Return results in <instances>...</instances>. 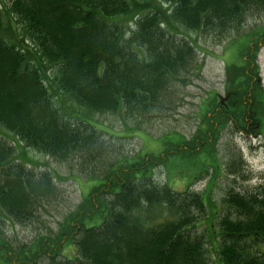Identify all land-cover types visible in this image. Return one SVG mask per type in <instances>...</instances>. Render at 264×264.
I'll return each instance as SVG.
<instances>
[{
  "label": "trees",
  "instance_id": "16d2710c",
  "mask_svg": "<svg viewBox=\"0 0 264 264\" xmlns=\"http://www.w3.org/2000/svg\"><path fill=\"white\" fill-rule=\"evenodd\" d=\"M0 3V264H207V252L217 264H264V187L248 195L230 191L223 208L211 207L210 190L156 184L149 172L155 161L119 160L89 119L121 111L148 116L160 108L173 83L196 67V48L177 27L224 37L246 15L264 11V0ZM120 19L134 29L125 31ZM239 40L238 59L226 65L229 98L214 112L217 129L225 122L245 126V101L254 104L260 95L256 55L264 29ZM178 143V152L197 155ZM28 150L72 163L95 185L54 235L14 250L4 220L23 225L38 218L56 193L51 172L37 169ZM66 246L75 255L60 258Z\"/></svg>",
  "mask_w": 264,
  "mask_h": 264
},
{
  "label": "rangeland",
  "instance_id": "374dc122",
  "mask_svg": "<svg viewBox=\"0 0 264 264\" xmlns=\"http://www.w3.org/2000/svg\"><path fill=\"white\" fill-rule=\"evenodd\" d=\"M119 24L127 32L129 28L134 29L133 21L124 23L123 19H120ZM177 28L184 34L179 35L196 48L194 53L196 67L183 73L182 80L173 83L168 91L167 101L164 100L160 108L148 116L129 117L121 111L115 114L91 113L89 119L95 127L103 131L104 139L112 141L116 149L115 155L119 156V160L131 158L134 162L138 158L148 162L147 160L151 159L155 163L151 161L153 164L149 172L156 184L167 183L169 187L179 192L206 194L207 190H210L209 205L221 209L222 200L230 191L248 195L256 192L257 188L264 187L262 40L257 42L259 48L256 55L260 95L258 99H254V104L250 98L245 101L246 109L243 111L246 125L239 127L225 122L217 129L215 125H218L216 122L218 118H214L216 117L214 112L219 111L216 107L217 103H220L219 97L224 99L228 95L226 82L229 76L226 75V65L238 59L236 45L241 44L240 38L262 32L264 11L246 15L237 32L230 31L220 38ZM169 33L175 34L174 31ZM234 42L236 44L233 47ZM230 71L234 72L232 66ZM77 111L82 110L79 108ZM228 114L230 117L231 113ZM208 125L211 126L212 132ZM177 143L182 146L183 144L194 146L185 152L197 155L178 152ZM198 146H204L200 147L202 151L199 154ZM25 155L35 165H39L36 166L37 169H47L51 172L55 180L56 193L49 203L43 205V211H38V218L23 225H15L4 220L2 231L14 250L29 245L38 236L54 235L58 231V226L80 206L83 195L95 185L86 183L85 177L72 163H59L31 150L26 151ZM201 229L199 226L197 231L201 233ZM72 248L73 246H66L60 258L73 257L75 254ZM206 256L209 259L207 264H217V259L212 254V258L208 252ZM43 262L45 261L42 258L38 264Z\"/></svg>",
  "mask_w": 264,
  "mask_h": 264
},
{
  "label": "water",
  "instance_id": "95a60500",
  "mask_svg": "<svg viewBox=\"0 0 264 264\" xmlns=\"http://www.w3.org/2000/svg\"><path fill=\"white\" fill-rule=\"evenodd\" d=\"M227 99H228V96H226L224 99H221L219 97V102L223 105L225 103V101H227Z\"/></svg>",
  "mask_w": 264,
  "mask_h": 264
},
{
  "label": "flooded vegetation",
  "instance_id": "af4514ba",
  "mask_svg": "<svg viewBox=\"0 0 264 264\" xmlns=\"http://www.w3.org/2000/svg\"><path fill=\"white\" fill-rule=\"evenodd\" d=\"M228 95H229V94H228ZM228 95H227V96H228Z\"/></svg>",
  "mask_w": 264,
  "mask_h": 264
}]
</instances>
